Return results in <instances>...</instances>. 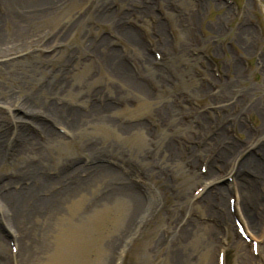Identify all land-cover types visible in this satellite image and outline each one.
Masks as SVG:
<instances>
[{"label": "rangeland", "instance_id": "1", "mask_svg": "<svg viewBox=\"0 0 264 264\" xmlns=\"http://www.w3.org/2000/svg\"><path fill=\"white\" fill-rule=\"evenodd\" d=\"M44 3H50L45 17L33 20L25 18L32 13H25L0 25V46L6 45L0 51V134L8 157L0 168V187L18 182L28 167H43L51 178L97 162L116 171L100 172L105 184L64 206L48 236L47 222L34 214L21 230L11 231L0 218V264H117L121 258L123 264H264V0L35 2ZM6 4L0 0L2 19L8 16ZM104 4L117 15L129 14L126 27L150 55L149 71L167 68L165 90L145 72L123 36L110 23L97 22ZM146 10L151 13L142 16ZM70 25L78 31L73 39L47 43ZM102 37L123 55L121 68L132 74L131 82L137 74L131 63L138 66L147 97L122 91L110 70L99 69L105 51L93 52ZM182 46H188L190 60L179 55ZM209 55L219 62L220 78ZM62 82L59 108L68 104L72 109L67 106V111L86 115L109 99L123 101L124 108L117 107L105 120L89 116L82 129L71 132L52 118L31 119L11 103L28 98L52 108V94ZM152 82L156 92L146 84ZM171 105L178 108L180 129L156 120ZM142 123L150 137L129 129ZM45 126L58 138L46 137ZM221 133L237 146L216 163L222 148L218 139H210ZM24 137L31 141L25 147ZM166 140L173 149L161 158ZM13 145L21 148L12 152ZM92 147L98 151L90 152ZM250 161L257 175L243 168ZM114 175V186L132 184L141 195L136 213L126 198L103 200Z\"/></svg>", "mask_w": 264, "mask_h": 264}, {"label": "bare ground", "instance_id": "2", "mask_svg": "<svg viewBox=\"0 0 264 264\" xmlns=\"http://www.w3.org/2000/svg\"><path fill=\"white\" fill-rule=\"evenodd\" d=\"M37 1H41V0H4V2L7 3L6 5L8 8L7 9L8 12L6 13V15L8 16L7 19L4 18L2 19L3 16L0 14V25L2 23L5 24V22L10 19L16 22L20 17H23L25 13H32V15H27L25 18H30L33 20H37L45 17V15H47L49 12V9L45 7H48L50 3L49 4L44 3L42 5L35 4V2ZM102 7L103 9L102 11L100 10L101 15H98L97 22L103 24L110 23L113 26V28L119 33V35L121 34L123 38L129 43L131 48V53L137 54V56L140 59V60L138 59V62L140 63V65H142L145 72L146 73L151 72L150 75L154 77L155 81H157L161 86L167 87V84L169 82V81L167 82L168 79L166 77L167 68H161L159 70H156L155 68H151L149 71L148 67L151 64V60H152L150 55L147 53L146 48L139 40L138 36L137 35L134 36L132 33H130L129 29L126 27V22L127 20H129V14H124L120 16L119 14L117 15V13H115L114 11L110 12L107 8H105V4ZM150 13H151L150 11L146 10L141 15L147 16ZM69 15L70 17L74 15L73 11H70ZM70 26L67 29H64L62 33L55 35L53 37V40H48L47 43L49 45H52L57 40L64 43V40L68 41L73 39L74 34L77 35L78 31L76 32L77 34L74 33L73 25ZM158 31L159 34L163 36L162 30L160 29ZM32 38L33 37L29 36V40H32ZM92 43L93 41H91V44ZM7 44L9 45V43ZM112 44H113L112 40L106 37L101 39V41H99L98 43L94 42L95 49L93 54L99 52L101 53L102 49L106 51L108 54L106 55V53L103 52V54L107 56V58L105 62H103L101 58L99 60L100 63L98 64L97 62L99 69L100 70L104 69L108 73L110 70L112 72L111 75L113 76L112 78L116 80L115 84L118 85L122 91H129L130 94L133 95L134 97H142V98L147 97L149 93L147 92L143 84L136 82V80L133 81L134 83L131 82V79L133 78H131L130 75L132 76V74L129 71L127 70L125 71L123 68H121L124 67V64L122 62L123 56L119 52L110 49V46H112ZM4 46L6 45L0 46V51L2 50V48H4ZM181 49L182 50L179 55H181L182 57L184 56L183 58L185 59L187 58V60H190V58L186 55L188 46H182ZM162 51L164 53L167 52L164 51V49H162ZM103 63L105 64L103 65ZM175 68L179 70L178 66ZM133 76L135 78V74H133ZM65 85H66L65 82L60 83L58 89L55 91L54 94H52V96L56 98L55 99L56 103L52 108L51 107L45 108L42 107V105H37V104L35 105L36 102L33 104V102H30L28 98L23 99L22 103L19 102L18 103L11 102V103L13 106H16L17 108L21 109L24 115L31 119H35V118L37 119L38 117H43V119L52 118L53 120L57 121L60 125H64L67 129L69 128L70 130L71 129L78 130L79 128L82 129L83 128L82 126H84L85 123H87L88 121L87 118H89V116L90 117L97 116L105 120V119H109L105 117L106 114L108 115V117H111L113 111L115 112L116 107L112 106L111 104L109 105L108 103L101 104L100 106L95 107L97 109L95 110L92 109L90 114H86V115L79 114V111L72 112L73 110L70 109H68L67 111L66 110L67 106L72 109V106L68 104L64 108L63 107L59 108L58 104H61V100L64 95V91L63 90L60 91V88H63L65 90ZM90 97L91 96H89V98ZM108 106H110L109 109ZM165 108H167V112L165 113L167 116H165V114L161 116L159 113H157L156 120L166 126L167 124H172L178 127L179 129L183 127L181 124H179L176 118L177 116H175V114L179 112L178 108L173 105H171L170 107L166 106ZM67 112L68 113L72 112L71 115H73V117L66 116ZM15 119L16 122H19L21 124V122L19 121L20 118H15ZM46 127L47 126H45V128H41V132L44 135H46V137L58 138L57 134H55L54 131H52L49 127H48L49 129H47ZM129 129L141 131L142 133L145 132L144 134H146V136L149 135L147 132L149 131V127L143 123L133 126ZM192 129L194 130L195 128ZM150 135H152L151 132ZM20 136L22 137L23 134ZM217 137L218 138L210 139L211 143H213V141L218 139L217 143L218 142L219 143L217 145H220V147L222 148L219 154L217 155L216 163L223 160L224 157H228L231 154V152L234 151V148L237 146L234 142L231 141H229L230 142L229 145L227 143V139L225 135L222 133ZM2 138H3V134H0V161L2 160V162H0V168H2L1 165L3 164V162L6 159H8V157L4 154L5 150L3 151V148L5 149L6 143H4L3 146L1 145ZM27 141L31 142L30 139L24 137L22 139V145L23 146L26 145ZM20 148H21L20 146L13 145L12 150L14 149V151L12 152H17ZM172 149L173 146L171 142L166 140L165 143L162 145L161 152L159 151L160 153H158V156L163 158L167 153L172 152ZM89 151L90 152L94 151L93 153H96L98 149L96 147H92L89 149ZM32 153L33 152H31L30 154ZM93 162L96 163L95 160ZM42 165H44L43 160H41V164L39 166ZM243 168H245L246 171L247 170L251 171V173L253 172L256 175L259 173L255 168V165L251 161L245 164ZM42 169L43 167L40 170L39 167L36 168L28 167L25 173L22 172L21 175L18 176L17 178L18 182L3 187L2 188L3 190L0 187V218L2 219L4 218V223L6 222L7 227L11 229V231L14 229L21 230L25 220L28 217L30 218V216L34 214V217L37 216L38 219L40 218L42 219V221L47 222L48 226L45 231V236H48L50 230V224L60 216L62 208H64V206L66 207L69 202L80 200L82 195H84L88 190L93 189L94 185L96 186L103 182L105 184V180L103 179L104 173H100V172H104L105 170L114 173V171H116L108 166L99 167V163L97 162V164L85 168V170L83 169V167L80 166V168L78 167L70 173L64 172L63 175L61 174L57 178H51L45 175L46 172L41 171ZM81 170H84V174H88L86 178L83 177L84 176L83 174L81 175L82 172ZM238 170L240 171V169ZM117 174H119V172ZM27 175L31 177V179L28 181L25 178V176L27 177ZM116 178L117 175H114L111 177L112 180L109 179L106 182L110 185L109 186L110 193L105 195L103 200L105 201L108 200L109 202H116L119 198H126L127 200H129L131 207L132 205H134L133 212L136 213L137 210H139L141 207V203H140L142 201L141 195H139V192H137L135 187L130 183L128 187L114 186L115 184H117L115 182L118 181ZM63 181H66L68 184L66 183L61 184V182ZM3 185H7V184H3ZM12 188L14 189V191ZM57 188L60 189L56 190ZM47 190H49L48 192H50V194H48ZM52 191L55 192L53 193ZM142 208H144V204L142 205Z\"/></svg>", "mask_w": 264, "mask_h": 264}, {"label": "trees", "instance_id": "3", "mask_svg": "<svg viewBox=\"0 0 264 264\" xmlns=\"http://www.w3.org/2000/svg\"><path fill=\"white\" fill-rule=\"evenodd\" d=\"M63 32V31H62ZM61 31L58 33V34H60V33H62ZM114 35V34H113ZM112 34H109V36H110V38H112L113 40H116V37H114ZM103 38H105V37H102L101 39H103ZM101 39H98V40H96L95 42L96 43H98L99 41H101ZM40 41V44H43V42H45V41H43V40H39ZM113 42V41H112ZM114 44H112V46H110V49L111 50H115V48H114ZM120 47H124V50H122V48H120ZM119 48L126 54V53H129V51H127V48H126V46L125 45H123V44H120L119 45ZM155 51V50H154ZM105 53H106V55H108L107 54V52L105 51ZM122 55V54H121ZM160 55H162L160 52H155V58H156V60L158 61V62H160V61H162L163 60V57H161ZM123 56V55H122ZM106 58H107V56H106ZM128 58V57H127ZM207 60L208 61H210V63L212 64V65H214V67H216L217 66V64H219V62L217 61V60H215L212 56H208L207 57ZM158 62H156L157 63V65L156 66H160V68H161V64H159ZM135 64V63H134ZM133 63H131V66L134 68V70H135V72L137 73V74H135V77H136V81L137 82H140V81H143V80H145V78H144V76H142V74H141V72H140V70L138 69V66L136 67L135 65H134ZM142 66V65H141ZM217 68V67H216ZM142 69V68H141ZM217 76H218V72H219V78H220V69H218L217 68ZM146 81V80H145ZM141 84H142V82H140ZM146 84H148V86H149V88L150 89H155V92H156V86H157V84L156 83H153L152 82V84H149V83H146ZM169 85V82H168V84H167V86ZM163 88V90H165L167 87H165V86H162ZM111 104L112 106H114V107H119V108H124V102L123 101H116V100H113V99H109L108 100V102H106V104Z\"/></svg>", "mask_w": 264, "mask_h": 264}]
</instances>
